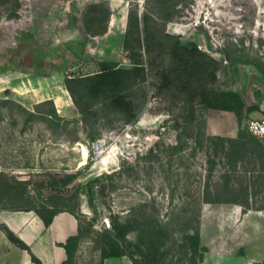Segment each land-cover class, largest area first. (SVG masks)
<instances>
[{"label": "rangeland", "instance_id": "374dc122", "mask_svg": "<svg viewBox=\"0 0 264 264\" xmlns=\"http://www.w3.org/2000/svg\"><path fill=\"white\" fill-rule=\"evenodd\" d=\"M129 9L156 21L154 50L142 51L147 76L129 91L134 108L129 115L95 104L97 115L83 121L65 81L96 73L103 62L130 67L122 48ZM176 38L220 62L216 80L201 78L196 90L235 91L245 109L258 107L234 129L264 118V0H0V76L11 73L23 94L0 89V169L7 171L0 208L36 207L46 194L10 180L78 172L69 185L78 197L65 201L80 224L69 264H96L94 240L116 219L136 224L128 240L140 233L161 252L193 236L207 249L201 264H264V160L252 145L236 158L221 135L229 119L192 100L175 78L166 84L162 73L174 66L167 46ZM70 85L83 103L82 89ZM44 96H59L62 107Z\"/></svg>", "mask_w": 264, "mask_h": 264}, {"label": "trees", "instance_id": "16d2710c", "mask_svg": "<svg viewBox=\"0 0 264 264\" xmlns=\"http://www.w3.org/2000/svg\"><path fill=\"white\" fill-rule=\"evenodd\" d=\"M152 22L155 23L156 21L150 13H140L137 10L129 9L122 48L129 59L130 67H119L113 62H103L100 64L98 72L65 81L66 89L83 116V121L88 116L97 115L92 109L95 104L99 103H105L115 111L130 115L134 105L129 97V91L138 82L144 81L147 76L142 51L150 55L154 50L152 43L154 36L150 31V23ZM92 33L100 34L101 32L93 31ZM165 38L173 37L166 34ZM167 47L168 54L174 60V66L162 73L166 84L170 82L171 78H175L180 85V90L185 91L192 100L199 99L209 109L232 112L237 119L238 126L241 124L245 111L258 110L257 106L245 109L242 97L235 91L209 92L206 89L198 91L194 88V85L201 78L214 82L217 78L216 72L220 68V62L202 52L194 42L182 43L176 38ZM258 70L264 79V69L258 68ZM71 82L82 89V97L85 99L83 103L71 87ZM243 129L239 128L236 136L229 137L228 140L234 149L235 157H240L246 147L252 145L256 156L260 160H264V139L250 133L247 128L246 131L248 132ZM90 140L94 141L93 138ZM88 165H90V160H88ZM1 173L0 178L4 176ZM78 175V172L47 170L31 173L29 180H10L14 184L33 185L35 189L46 191L45 195L40 193L41 202L38 206L26 205L11 209L32 210L40 217L45 226L50 224L54 215L67 211L76 217L79 232L80 224L77 215L65 205V201H71L78 197L77 190L71 193L69 188V185L76 181ZM18 198L22 199L21 197ZM82 214L84 213L82 212ZM1 230L11 243L28 252L33 263L43 264L9 228L1 224ZM136 230V224L120 222L117 219L113 220L108 228L101 229L94 240L99 252V259L96 264H104V260L108 258L123 256H127L131 264H201L207 251L205 247L200 245L197 238L187 236L176 243L177 248L161 252L154 240H143L140 233L137 241L128 240L129 233ZM75 236L69 237L63 244L67 258L61 264H69V245Z\"/></svg>", "mask_w": 264, "mask_h": 264}, {"label": "crops", "instance_id": "0c3cea01", "mask_svg": "<svg viewBox=\"0 0 264 264\" xmlns=\"http://www.w3.org/2000/svg\"><path fill=\"white\" fill-rule=\"evenodd\" d=\"M22 46L23 44L20 43V47ZM26 56H33V53L28 52ZM55 75L43 77V79H37V81L46 82L52 79V77H55ZM2 76H6L7 80H3ZM11 78V73L1 75L0 79L3 84L0 85V89L10 90L13 95L23 97V94L17 92L18 90L15 88L16 85H19L20 83L13 84ZM61 92L63 93V98L66 100V92L63 88ZM46 99L52 100L57 109L63 105L62 99L59 96L54 98H52V96H44L42 98V100ZM42 100L36 101L39 102ZM210 110L218 111L221 116H225L229 119L230 125L227 127L228 129H223L221 135L235 137L238 131V127L234 129V126H238L235 115L230 111ZM260 110L263 114V106H260ZM1 119H3V117L0 116V120ZM0 172L7 171L5 169H0ZM0 223L9 228L19 239H21L43 264H61L67 258V253L63 244L66 243L69 237L75 236L78 232V221L76 217L67 211L59 212L54 215L50 224L45 226L40 217L32 210L26 211L0 208ZM0 264L35 263L31 261L26 250L11 243L5 233L0 231Z\"/></svg>", "mask_w": 264, "mask_h": 264}, {"label": "built area", "instance_id": "2783aa9c", "mask_svg": "<svg viewBox=\"0 0 264 264\" xmlns=\"http://www.w3.org/2000/svg\"><path fill=\"white\" fill-rule=\"evenodd\" d=\"M246 128L250 133L264 139V118L248 120Z\"/></svg>", "mask_w": 264, "mask_h": 264}, {"label": "bare ground", "instance_id": "6f19581e", "mask_svg": "<svg viewBox=\"0 0 264 264\" xmlns=\"http://www.w3.org/2000/svg\"><path fill=\"white\" fill-rule=\"evenodd\" d=\"M82 148V154H83V158L85 159L86 158V156H87V149L85 148V146H82L81 147Z\"/></svg>", "mask_w": 264, "mask_h": 264}]
</instances>
